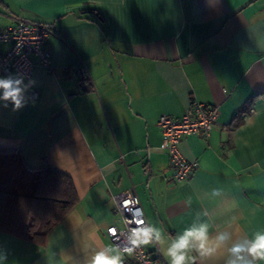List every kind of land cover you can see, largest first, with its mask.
Listing matches in <instances>:
<instances>
[{"label":"crops","instance_id":"obj_1","mask_svg":"<svg viewBox=\"0 0 264 264\" xmlns=\"http://www.w3.org/2000/svg\"><path fill=\"white\" fill-rule=\"evenodd\" d=\"M15 18L51 27L52 68L0 74L24 90L19 109L0 99V149L68 175L77 202L43 244L0 232V264H90L117 249L105 229L117 219L112 195L127 189L163 247L193 224L230 232L207 264H226L228 247L264 233V0H0V29ZM191 99L217 119L207 136L182 137L197 167L174 182L157 120ZM161 247L146 245L168 264Z\"/></svg>","mask_w":264,"mask_h":264},{"label":"built area","instance_id":"obj_2","mask_svg":"<svg viewBox=\"0 0 264 264\" xmlns=\"http://www.w3.org/2000/svg\"><path fill=\"white\" fill-rule=\"evenodd\" d=\"M51 34L53 31L47 24L16 18L10 25L0 29V42L5 45L0 52V74L15 71L23 77H30L36 65H42L50 71V52L46 45ZM37 97L38 92L32 90L31 98ZM216 119L217 108L196 99H191L179 117L166 113L160 115L157 120L162 132L160 149L168 156L172 181L186 180L197 167L196 161L188 160L181 152L179 144L182 137L195 134L207 136ZM144 173H148V168L145 167ZM112 199L117 219L105 229L110 241L122 256L128 255V264H156L146 245L130 254L123 253L125 247H131V231L137 226L136 221H147L137 194L133 189H127L112 195Z\"/></svg>","mask_w":264,"mask_h":264},{"label":"trees","instance_id":"obj_3","mask_svg":"<svg viewBox=\"0 0 264 264\" xmlns=\"http://www.w3.org/2000/svg\"><path fill=\"white\" fill-rule=\"evenodd\" d=\"M0 153V232L43 244L77 202L74 184L45 160L35 167L10 149Z\"/></svg>","mask_w":264,"mask_h":264},{"label":"clouds","instance_id":"obj_4","mask_svg":"<svg viewBox=\"0 0 264 264\" xmlns=\"http://www.w3.org/2000/svg\"><path fill=\"white\" fill-rule=\"evenodd\" d=\"M22 81L12 79H0V90H3L2 99L11 102L15 109L23 106ZM214 195L217 194L215 191ZM137 226L131 231V247H125L123 253H132L136 248L144 245H160L168 264H207L208 261L218 256L231 239V233L227 230L219 231L215 236L209 235L207 223L193 224L185 228L182 233L169 237L171 241L167 247L165 237L161 229L147 223L144 219L136 221ZM113 251L116 254H111ZM230 258L226 264H257L264 261V233L257 232L253 238H244L240 242L233 243L227 248ZM195 253V255H192ZM90 264H122V254L119 249L108 248L97 252Z\"/></svg>","mask_w":264,"mask_h":264}]
</instances>
